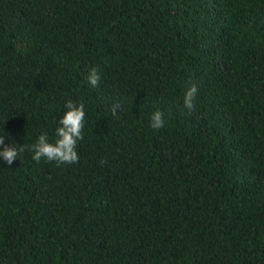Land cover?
I'll list each match as a JSON object with an SVG mask.
<instances>
[{
    "label": "trees",
    "instance_id": "trees-1",
    "mask_svg": "<svg viewBox=\"0 0 264 264\" xmlns=\"http://www.w3.org/2000/svg\"><path fill=\"white\" fill-rule=\"evenodd\" d=\"M0 135V264H264V0H0Z\"/></svg>",
    "mask_w": 264,
    "mask_h": 264
},
{
    "label": "clouds",
    "instance_id": "clouds-1",
    "mask_svg": "<svg viewBox=\"0 0 264 264\" xmlns=\"http://www.w3.org/2000/svg\"><path fill=\"white\" fill-rule=\"evenodd\" d=\"M101 79L97 68H92L87 76V82L92 87H97ZM198 94V86L192 84L184 94V107L189 113L195 110V99ZM83 103H73L69 100L66 104L67 111L59 120V127L56 129L57 139L54 143L48 141L46 133L41 134L35 144L32 145L34 152L33 160L37 163L42 158L48 161H55L57 166L63 164H75L79 162L77 152L78 142L84 139L83 129L85 121V110ZM120 104H115L112 107V114L115 116ZM165 126L164 113L160 110L153 112L151 116V127L153 129H162ZM0 158L11 166L20 153L24 151V145L17 148L16 145H5V136L0 135Z\"/></svg>",
    "mask_w": 264,
    "mask_h": 264
}]
</instances>
